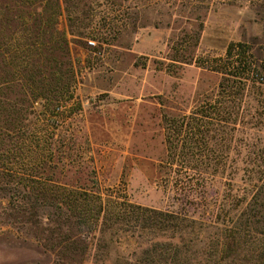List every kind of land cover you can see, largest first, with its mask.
Masks as SVG:
<instances>
[{"label": "rangeland", "instance_id": "374dc122", "mask_svg": "<svg viewBox=\"0 0 264 264\" xmlns=\"http://www.w3.org/2000/svg\"><path fill=\"white\" fill-rule=\"evenodd\" d=\"M54 32L65 39L72 76L62 98L67 118L57 138L60 151L64 147L70 155L58 159L53 181L88 186L96 180L103 193L135 206L176 210L179 203L161 179L167 154L163 117L188 118L218 100L222 75L208 63L227 62L231 45L248 48L261 73L260 89L251 88L240 102L245 118L257 119L234 138L215 125L202 136L186 132V161L264 164V0H0V36L10 46L23 50L28 38L56 56L61 46L51 41ZM40 105H34L37 113ZM225 182V176L212 174L206 193L197 196L198 207L188 214L211 218L204 205L224 197ZM11 203L8 197L0 201V264H53L43 213L14 220ZM120 229L108 236L113 242L108 262L137 249L139 239L130 228ZM261 235L264 228L253 229L247 244L235 246L221 264H264L256 257ZM98 237L86 235L83 264L101 263L95 257ZM157 238L148 231L140 240Z\"/></svg>", "mask_w": 264, "mask_h": 264}, {"label": "trees", "instance_id": "16d2710c", "mask_svg": "<svg viewBox=\"0 0 264 264\" xmlns=\"http://www.w3.org/2000/svg\"><path fill=\"white\" fill-rule=\"evenodd\" d=\"M49 22L46 19L45 25ZM55 34L51 41L61 46L56 56L41 52L37 40L26 38L22 50L0 36V201L6 197L12 201L14 220L43 213L45 240L56 258L53 264H83L89 250L86 235L94 232L99 233L95 257L100 264H221L235 246L247 244L253 229L264 228V164H193L186 161L182 137L186 132L205 135L215 125L222 135L234 138L243 134L242 128L253 126L257 117L245 118L240 102L251 88L260 89L262 78L248 48L231 45L227 62L208 63L222 75L218 100L197 107L188 118L163 117L167 154L160 166L161 179L164 190L171 191L179 204L176 210L162 211L135 206L112 192L105 194L96 180L88 186L52 180L58 159L70 155L64 147L60 151L57 138L67 118L62 98L72 76L65 39ZM35 104H41L38 113ZM222 141L225 144L227 137ZM212 174L225 176V195L205 202L211 218L192 217L189 209L198 207L197 196L206 193ZM122 226L139 239L137 249L129 257L108 262L112 234L121 232ZM148 231L158 238L141 241ZM259 239L258 262L264 260V235Z\"/></svg>", "mask_w": 264, "mask_h": 264}, {"label": "built area", "instance_id": "2783aa9c", "mask_svg": "<svg viewBox=\"0 0 264 264\" xmlns=\"http://www.w3.org/2000/svg\"><path fill=\"white\" fill-rule=\"evenodd\" d=\"M89 45L93 46V45H94V43H93V42H89Z\"/></svg>", "mask_w": 264, "mask_h": 264}]
</instances>
